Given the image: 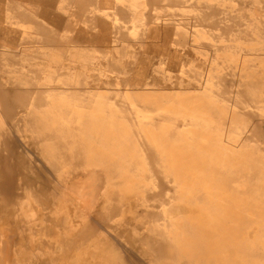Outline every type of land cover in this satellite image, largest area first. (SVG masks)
Masks as SVG:
<instances>
[{
    "label": "bare ground",
    "instance_id": "1",
    "mask_svg": "<svg viewBox=\"0 0 264 264\" xmlns=\"http://www.w3.org/2000/svg\"><path fill=\"white\" fill-rule=\"evenodd\" d=\"M9 1H12V0H9ZM158 1H165V0H158ZM172 1L177 2L179 0H172ZM194 1L192 0V3H194ZM196 1L200 4V6L202 5L201 11L203 10L202 11L203 13L201 12L199 15H197L198 10L194 6L195 9H193V10H197V11H195L196 13L195 12L194 13L198 16V19L196 20L198 23L197 22H195V23L205 24L206 27H204V29H206L211 24L212 27L218 28V30H219L218 35H220V37H224L226 35V32H228V33L231 32L232 26H228L227 24H224V27L215 26L217 21H218V19H216L215 17H217L219 14L220 17H229V19L232 18L233 20H235V22H236L235 23L236 24L235 25L236 26L235 31L237 30V33L238 32H248V34L251 33L252 27L254 25V21L252 23L253 19L250 20V22L253 25H251L249 23L250 24V25H248L249 30L246 29L245 24L243 22L244 16L238 15L236 13L239 10L234 12L235 17H233L232 14H229V12H227V11L225 12L224 9H219V8L215 7L214 4H212V3H214L213 0H196ZM248 1L250 2V0H248ZM217 2H219V3H217ZM254 2H256V0ZM7 3H8L7 0H0V16L3 12V10H2L3 5L7 4ZM61 3H59V4H61ZM216 3L221 4V3H224V1L223 0H219V1L216 0ZM237 3L240 6H242L244 4H248L247 0H237ZM257 3H258V1H257ZM74 4H75V2H74ZM85 5L87 6V4H85ZM149 5H151V4H149ZM187 5H185V6H187ZM255 5H254V7H255ZM263 5H264V3H263ZM155 6H156V4H155ZM150 7L151 6H149V8ZM95 8L96 7H94V9ZM191 8H193V7H191ZM191 8H188V9H191ZM197 8H200V7H197ZM237 8H238V6H237ZM62 9L63 8H61V13H63ZM81 9H84V6H82V8H80V10ZM85 9H87V7ZM119 9H120V7H119ZM208 9L210 10V12ZM59 11H57V12H59ZM114 11L117 12L116 10H113V12ZM123 11H124V9H123ZM123 11H120L119 13L121 14V12L123 13ZM127 11H129V10L127 9ZM149 11H150V9H149ZM182 11H184V10H182ZM10 12L12 14V10ZM189 12L191 13L190 10H189ZM31 13H33V12H31ZM127 13H125L123 15H126ZM184 13H182V14H184ZM244 13H245V11H244ZM62 15H64V14H62ZM185 15L188 16V13H185ZM190 15L192 16V14H190ZM129 16L131 17V15H129ZM109 17H111V18H109ZM109 17L108 18L112 20V16H109ZM179 17H180V15H179ZM182 17H184V16H182ZM193 17L195 18V16H193ZM119 18H121V16ZM157 18H158V16H157ZM234 18H236V19H234ZM33 19H35V18H33ZM249 19H251V18L249 17ZM171 20H173V19H171ZM185 20H184V22H185ZM187 21H189V19ZM123 22H125V21H123ZM123 22H121L122 25H123ZM190 22H191V20H190ZM210 22H212V23H210ZM112 23H113V21H112ZM114 23H116V22H114ZM116 24L118 25V22ZM126 24H127V22H126ZM181 24H184L183 21ZM188 24H190V23H188ZM8 25H9V23H8ZM29 25H31V24H29ZM131 25L134 26L133 24H131ZM192 26H193V24H192ZM259 26H260V24H259ZM141 27H144V26L142 25ZM186 27L188 28L187 24H186ZM260 27H264V26H260ZM11 28H13V27H11ZM23 28L24 27H22L21 29H23ZM140 28H137V29H140ZM197 29H199V28H197ZM35 31H38V30L35 29ZM128 32H130V30H128ZM135 32H138V31H135ZM209 32H211V31H209ZM45 33H46V31H45ZM138 33H140V32H138ZM191 33H190V35H191ZM127 34H126V36H127ZM135 34H137V33H135ZM199 34H197V36ZM204 34H205V30H204ZM0 35H1V32H0ZM123 35H125V34H123ZM117 36L119 37L118 34H117ZM141 36H143V35H141ZM195 36H196V33H195ZM241 36H244V35H241ZM191 37L194 38V35ZM119 38L121 39V37H119ZM188 38H189V36H188ZM138 39H139V37H138ZM138 39H136V40H138ZM123 40H125V39H123ZM126 40H127V38H126ZM11 41H13V40H11ZM11 41H10V44H11ZM42 41H43V39H42ZM61 41H63V40H61ZM123 42H125V41H123ZM138 42H140V41L138 40ZM38 43L39 42H37V44ZM199 44H201V43H199ZM143 45H144V43H143ZM42 46H43V44H42ZM48 46H49V44H48ZM117 46H119V44ZM1 47H5V46H1ZM238 48L239 49H255L252 47H242L240 45H238ZM83 50H85V49H83ZM97 50L100 53L99 49H97ZM2 51H4V50H2ZM102 51H104V50L102 49ZM122 51H124V53H123L124 55L128 54V51H126V50H122ZM108 53L109 52H107V54ZM102 54H103V52H102ZM15 55H16V53H15ZM73 55H75V54H73ZM87 55H89V54H87ZM100 56H102V55H100ZM43 57L45 59L47 58L45 54H43ZM11 58H12V60L15 59L13 57H11ZM56 58H58V57H56ZM137 60H138V58H137ZM186 60H185V63L188 64V62H186ZM192 61H190V63ZM15 63H16V61H15ZM201 63H203V62H201ZM105 64H106V62H105ZM196 64H197V62H196ZM11 65H13V64L11 63ZM4 66H6V65L4 64ZM56 67L57 66H51L50 65V67H48V68L43 67L40 70L39 69L35 70L34 67L30 68V71H29L30 73H35V74L42 73V76H41L42 80L40 82L38 81L39 83H37V85H36L37 87H34L36 89L33 88L34 90L30 89V91H25V92L20 91V90H13L11 93H9V92L0 93V113L2 114V116L4 118H6L7 121L10 122V125L12 124V121L13 122L16 121L17 127L23 126L22 123H24V127L26 129L30 130V131H26V132L24 131L25 133H23L22 129H21V131H19V132L23 133L22 137L25 140L28 139L27 133H30L29 141L27 143H25V145H27V146L24 147L21 145V143L18 142L19 140L18 141L16 140V138L11 133V131H8L7 129H5L4 127H2L0 125V264H4L5 261L9 258V256H12V261H14V262H23V263L28 262L29 264H138V258L136 257L135 253L132 251L129 252L128 250L121 248L117 244L115 236L112 237V235L111 236L107 235V232L109 230H114V231H116L118 236L126 238V241L130 245L139 246L140 247L139 252H140L141 256H143L146 259L148 258L147 260H150L151 264H195L197 261H201L202 257H204V258L207 257L209 259L214 254H216V252L213 249H212L213 251L210 250V248L212 246L210 248L208 247V243L210 241H212V243H213L214 242L213 240L218 239L217 235H215V232L208 230L207 227L203 228L204 227L203 223H198L199 226L201 224L203 227H199L197 225H194L186 217L183 218V216L181 217V220L179 219L180 226H181V228L183 226V228L185 229L184 231L186 233V236L193 239L194 244H192V245L191 244L189 245L188 243H184V244H186V245H184L182 242L175 241L174 237H168L167 236L168 234L166 235V233H165L166 231L163 230L165 227L162 229L163 225L161 226L160 229H155L156 227L154 228V226L152 228L150 226H149L150 228L146 227L147 231L143 234L139 232V229H141L143 224H147L146 223L148 221L147 219H150L153 223H160L161 221H163L162 220L163 219L162 214H160V206L164 205L167 208H170V207L172 208L173 202L171 203V197H173V199L175 200V198L180 199L178 197L191 196V197H193V201L190 202L191 203L190 205H193L194 201L202 204V206L204 208V209L200 210L202 215L204 213V215L207 214L211 218L212 217L216 218L215 216H217V214H219L218 210H217V202L212 201V199L208 200L205 197V194L201 195V192H199L198 190H194V192L198 191V192H195V194L194 193L192 194V192L186 193L184 191H180V192H182V194L181 193L178 194L177 192L179 191V188H178V191L175 188L174 189L176 191L173 189V186H177V185H174V183H175L174 176L178 172L175 171L174 168H171V165H170L171 164V160H170L171 156L174 154H172V155L170 154L171 156H169V153H167V152H169L172 149L171 145H170V144H172L171 140H174L176 136L174 134H171L170 131L168 130V127H167V129L164 128L165 130H167L164 134H161L158 136L157 135L152 136V139L149 138L148 136H147L148 137L147 138L146 134H144V133L146 132L145 127L148 125H146V124H138L137 125L136 123H138V122H135L136 125L132 124V123H128L126 125H124V124L118 125L117 124L118 126H120V128L121 127L122 128L127 127V128H131V129L134 128V131H133V129H132V131H130V130L123 131L122 129L119 131H110L109 129L106 130L107 127H111L112 125H108L109 124V123H107L108 121L106 122L107 115H106V117H104L101 115V113L104 109H107L108 107L106 105V107L104 108L105 103H103L102 101L95 106L94 101H97V99H93L91 91H93L94 89H95V91L98 90L99 92L100 91L102 92L104 90L109 91V90L113 89V88H111V87H113V85H109L110 88L109 87H107V88L101 87L100 84H98L96 77L94 76L95 74H93V73H91V74L85 73L79 77H78V75L70 77L68 74V71L66 70L65 72H60V74H58L56 72ZM97 67H98V65H97ZM200 67H202V65H200ZM12 68H10V69L12 70ZM103 68H105V67H103ZM151 68H152V66H151ZM187 68L189 69V67H187ZM202 68H206V67L204 66ZM61 69H62V67H61ZM181 69L182 68H180V70ZM198 69H197V71H198ZM110 70L111 71L113 70L114 72H118V73L121 72V71H119L120 69L116 68V65L115 66L111 65ZM200 70H201V68L199 69V71ZM251 70H253V69L251 68ZM130 72H132V70ZM203 72H201V73L203 74ZM121 73H123V72H121ZM121 73H119V74H121ZM132 73H130L131 77H132ZM165 73L168 74L167 71ZM184 73L185 72H183L182 74L185 76ZM215 73H214V75H216ZM232 73H234V72H232ZM218 74H220V73H218ZM176 75H178V74H176ZM222 75H223V73H222ZM149 76H151V75H149ZM164 77H165V75H164ZM120 78H122V77H120ZM106 79H108V78H106ZM205 79H207V78H205ZM174 80H173V82H174ZM112 81H114V80H111V82ZM185 81H186V78H185ZM193 81H195V80H192V83H194ZM200 81H201V78H200ZM33 82H36V81H31V83L28 87H30L31 85L33 86L34 85ZM167 82H169V81H167ZM175 82H174V84H175ZM181 82H182V79H181ZM183 83H184V80H183ZM200 83H199V86H201ZM18 84L21 85V82ZM130 84H131V82H130ZM131 85L138 86L136 83H133ZM152 85H155V84H152ZM152 85L150 83L149 87ZM16 86L17 87H15V88H13L12 86L11 87L13 89H16V88L21 89L20 86H18V85H16ZM164 86L162 85V87H164ZM171 86H173V85H171ZM180 86H179V88L183 87V86L182 87H180ZM146 87H147V85H146ZM154 87H156V86H154ZM157 87H158V84H157ZM159 87L162 88L161 86H159ZM27 89H29V88H27ZM129 89H131V88L129 87ZM115 90H117V89H115ZM182 91H183V89L181 90V92ZM184 91H185V89H184ZM138 92H139V90H138ZM186 92H187V90H186ZM188 92H190V91L188 90ZM134 93H135V91H134ZM207 93H209V92H207ZM134 95H136V94H134ZM143 95H145V94H143ZM147 95H149V93ZM246 95H248V94H246ZM192 96H193V94H192ZM200 96H202V95H200ZM95 97H96V95H95ZM101 97H102V99L105 98V96L104 97L101 96ZM141 97H143V96H141ZM128 98H129V95H128ZM146 98L148 99V96ZM190 98H192V97H190ZM193 98H194V96H193ZM117 99L118 98H116V100ZM133 99H134V97H133ZM161 99H163V98H161ZM204 99L205 98H203L202 99L203 101H200V103L207 101V100L204 101ZM104 100L105 99H103V101ZM198 100H199V98L196 99V101H198ZM181 101L182 100H180V102ZM148 102H150V101H148ZM152 102L153 101H151V104H152ZM155 102H157V101H155ZM166 102L167 101L165 100V102H163V104ZM184 102H181V103L184 104ZM188 102L191 103L190 99ZM188 102H186L187 105H188ZM192 102H193V100H192ZM109 103H110V101H109ZM206 103L208 104V101ZM216 103H218V102H216ZM107 104H108V102H107ZM183 104H181V105H183ZM193 104H194V108H195V105H196L195 102ZM193 104H191V105H193ZM218 104H221V103H218ZM123 105H125V104H123ZM144 105L145 104H143V107H144ZM147 105H148V103H147ZM152 105L154 106V105H156V103L155 104L153 103ZM152 105H150V106H152ZM74 106H76L78 108H83V111L80 110V112L77 111L78 113H75L74 112ZM109 106H112V105L110 104ZM113 106H115V105H113ZM117 106L119 107V105H117ZM150 106L148 108L149 110L151 108ZM168 106H169V104H168ZM175 106L176 105H174L173 107H175ZM141 107H142V105H141ZM176 107H178V105ZM181 107H183V106H181ZM131 108L134 109L135 107H131ZM144 108H146V107H144ZM213 108H214V106H213ZM221 108H223V107H221ZM89 109H91V112H89ZM120 109L118 111H120ZM127 109H128V107H127ZM127 109H126V111H127ZM133 109H131L130 111H132ZM178 109H180V108L178 107ZM193 109L191 111V114L193 112ZM134 110H136V109H134ZM169 110H170V108H169ZM174 110H175V108H174ZM181 110H178V111H181ZM18 111L21 112V115L23 114V116H20V115H19V117L16 116L15 113ZM97 111H99L100 114ZM121 111H123V110L121 109ZM218 111L220 112L221 109H219ZM111 112L112 111H110V113ZM110 113H108V114H110ZM138 113L139 112H137V114ZM118 114H119V112H118ZM177 115H179V114L177 113ZM168 116H170V115H168ZM199 116L200 115H197V118L199 120H193V121H196L195 122V129L197 127L196 126L197 121L199 122L201 120L199 118ZM217 116L214 115V118H216ZM240 116H242V115L240 114ZM116 117H118V115H116ZM162 117H164V116H162ZM185 117H188V116L186 115ZM112 118L109 119V120H111V122H112ZM142 118H149V122H150V117H142ZM142 118H140V119L142 120ZM167 118H170V117H167ZM179 118H181V117H179ZM217 118L219 119V117H217ZM217 118H216V120H217ZM119 119H122V118H119ZM119 119H117V120H119ZM127 119H131V118L128 117ZM155 119H158V118L155 117ZM132 120H133V118H132ZM143 120H142V122H143ZM152 120H154V119H152ZM165 120H166V118H165ZM181 120L184 121L186 119L181 118ZM221 120H220V122H221ZM183 121H182V123H183ZM209 121H211V120H209ZM209 121H208V124H209ZM129 122H130V120H129ZM157 122L158 121H156V123ZM190 122H188V123H190ZM203 122L206 123L205 120ZM169 123H172V122L170 121ZM186 123H183V124L186 125ZM199 123L201 124V122H199ZM199 123L197 125H200ZM222 123L223 122H221L220 124H222ZM150 124H151V122H150ZM154 124H152V127L155 126ZM169 125H171V124H169ZM169 125L165 124V126H169ZM216 125H217V123H216ZM141 126L142 127L145 126V127L142 128ZM192 126H194V125H192ZM209 126H211V124ZM136 127H138V128L140 127L139 130L141 128L144 129L145 132H143V133L141 132V134L140 133L137 134V132L135 131ZM203 127H205V126H203ZM220 127H221V125H220ZM97 128H98V130H97ZM197 128L200 129L201 127L198 126ZM206 128H207V126H206ZM215 128H216V126H215ZM111 129H112V127H111ZM114 129H115V127H114ZM164 129H162V130H164ZM199 129H197V130H199ZM212 129H214V127H212ZM218 129H220V128H218ZM221 129H222V127H221ZM100 130H102V131H100ZM136 130H138V129L136 128ZM187 130L191 131L189 129H187ZM202 130H203V128H202ZM223 130H225V129H223ZM153 131L151 132V134L152 133L154 134ZM159 131H160V129H159ZM185 131L186 130H181L180 132H182V133L184 132L185 133L184 135H187L186 132H188V131H186V132ZM206 131H208V130H206ZM206 131H204V132H206ZM220 131H217V132L219 133ZM229 131H231V128ZM208 132H206V133H208ZM195 133H197V132L195 131ZM195 133L194 132L191 133L193 135V136H191V137H193V139L198 138V135L196 137H194ZM199 133L200 132L198 131V134ZM176 134H178V132ZM220 134H223V133L221 132ZM171 135H173L172 136L173 139H171ZM209 135H210V133H209ZM211 135H212V133H211ZM211 135H210V138L208 137L209 139H211ZM206 136H208V135H206ZM187 137H189V135H187ZM191 137H190V139H187V140H190V143H191V139H192ZM177 139H179V138H177ZM183 140H184L183 143H185L187 141L185 139H182V141ZM192 141H194V140H192ZM197 141H200V140H197ZM197 141L195 140L194 142H197ZM194 142H192L193 145L196 144V143L194 144ZM188 143H189V141H188ZM208 145H210V144H208ZM183 146H184V144H183ZM177 147H179V146H177ZM190 147H188L190 150L193 149L192 148L193 146L191 148ZM201 148H202V146H201ZM201 148L199 147L198 150L201 151ZM205 148H206V146H205ZM227 148H228V146H227ZM175 149H176V146H175ZM216 149H218V148H216ZM198 150L196 147L197 152H198ZM171 151H170V153H173ZM190 152H192V150ZM190 152L188 153V155L190 154ZM210 152H212V151L210 150L209 153ZM221 152H222V150H221ZM207 153H205V154H207ZM209 153H208V155H209ZM176 156L180 157V155H178V154ZM176 156H172V158H174V160H175L177 158ZM195 156H197V154ZM195 156L194 155L192 156L193 160H194ZM201 156H199V158ZM192 157L190 160H192ZM185 159H186V157H185ZM226 159H225V161H226ZM201 160L199 159V161H201ZM179 161L180 160H178V162ZM183 161L184 160H182L181 163ZM185 161H187V160H185ZM185 161H184V165L186 164ZM178 162H177V165H179ZM90 163L95 164L98 167V169L99 168H101V169H99V170L98 169H90V168L86 167ZM192 163L197 164L194 161L191 162V164ZM206 163H207V161H206ZM195 164H193L192 167ZM65 165L66 166L67 165L72 166V169H69L70 171L65 170V171H69L66 174L62 171V168ZM172 165L175 166V164H172ZM208 165H211V160H210V164H208ZM189 166H190V164H189ZM195 166H197V165H195ZM215 166H217V165H215ZM178 167H179L178 171H181L180 169H183V168L185 169L186 165L182 168H180L181 167L180 165ZM192 167H190V168H192ZM195 168L198 169V167H195ZM206 168L208 169V167H206ZM221 168H223V167H220V170H221ZM187 169H185V170L187 171ZM215 170H216V174L214 175V177L212 179H213V181H215L216 184L214 183L213 185L223 186L224 183H222L223 181H221V180L222 179L224 180V178H223V174L221 172H220V174H218L219 169H217V168L215 169V167L212 166L211 168L208 169L209 174L214 172ZM223 170H221V171H223ZM200 171H203V170H200ZM185 172H183V174L187 175ZM188 172H189V170H188ZM196 172H198V171H196ZM189 173H188V175H189ZM200 174L201 173H199V175ZM206 174H208V173H206ZM205 175H204V177L207 176V175L206 176ZM230 175H231V173H230ZM182 177L177 179V180H179L180 183L182 182V180H187V181L189 180L190 181V179H192V177H190V179L189 178L184 179V177L183 178ZM228 177H229V174H228ZM228 177H227V179H228ZM234 177H233V179H234ZM176 178H178V177H176ZM195 179H196V177H195ZM205 179H207V178H205ZM235 179H236V177H235ZM136 181H139V183H135ZM198 181L200 182V184H201V182H203L202 179H200ZM198 181L195 180V183L197 185H199ZM131 182L132 183L134 182V183L132 184ZM204 182H206V180ZM227 182H229V180ZM148 183H152V184L156 185L157 191H151L150 190L151 188H149ZM190 183H192V182L190 181ZM206 183H208V182H206ZM144 184H147V185H144ZM187 184L189 185L188 182H187ZM181 185H184V184H181ZM188 185H185V187H182V188L187 189ZM193 185L194 184H192V186ZM205 185H204V187H205ZM189 186H191V185H189ZM195 186L196 185H194L193 188H195ZM201 187H202V185H201ZM201 187L199 188L200 190H201ZM204 187L202 188V191H203V189L207 190V188H204ZM169 188L173 189L176 192L174 194L173 193L174 191H173L171 194V197H170V193L166 192L167 191L166 189H169ZM187 190H189V189H187ZM208 190H209V188H208ZM121 191H123L125 193V194L123 193L121 196L126 198V203L128 204L127 206H125V208H126L125 213H121L120 209H119L120 207L117 206V205H119L118 202L120 201V199L118 197L120 196ZM212 194H214V193H212ZM203 196L205 197V199ZM213 196H212V198H213ZM125 198H123V199H125ZM104 199H106V200H104ZM118 199H119V201H118ZM214 199H215V197H214ZM217 199L218 198H216V200ZM108 200L115 201V202L117 200L118 202L116 204H112V203L110 204L111 201L108 202ZM121 200H122V198H121ZM141 200L144 201V204H147V203L149 204V206L147 204L148 209H146V208L142 209V213L134 215L133 210H134L135 206L137 205V203L141 202ZM123 203H125V201H123ZM219 203H221V202H219ZM144 204L141 203L142 206H144ZM186 205L187 206H185V207H179L178 206L179 207L178 211H181V212L189 211L190 205L189 206H188V204H186ZM182 206H184V205H182ZM150 207L155 209V212ZM60 208L61 209L64 208V211L68 214L67 220L64 218V216H62V213H60ZM158 208H159V210H158ZM122 210H123V208H122ZM224 210L225 209H223V211ZM242 211H244V210H242ZM174 212H177V211H174ZM174 212H172V213H174ZM234 212H235V210H234ZM234 214H236V213H234ZM240 214H241V212H240ZM117 215H121V220L120 221L118 220L117 222H115L117 224V225H115V223L113 221ZM195 215H197V214H195ZM195 215H193L192 217H194ZM173 217H171V218H173ZM188 217L190 218V216H188ZM224 217L225 216H223V218ZM168 218L166 220H164L165 221L164 224L169 228L172 227V230H174L175 229L174 225L176 224V222L173 219L170 221V220H168ZM214 218H212L213 219L212 223H214ZM198 220L199 219H196V221H193V222L197 223ZM216 220H218V219H216ZM191 221H192V219H191ZM218 222H220V221H218ZM185 223H188V224H185ZM210 223H208V224H210ZM126 225L132 227V230L131 231H129L127 229L124 230L123 227H121V226H126ZM205 225L207 226V223H205ZM210 225L213 226V224H210ZM214 225H216V223H214ZM156 226L159 228L160 225H156ZM144 227H145V225H144ZM216 228L215 229L213 228L214 231H216ZM224 228H225V224H224ZM142 229H144V228H142ZM172 230H170V231L173 232ZM229 230H231V229H229ZM170 231L169 232L167 231V232L169 234H172V233H170ZM236 232H238V230ZM179 234H181V233H179ZM240 234H239V237H240L239 239H241ZM172 235L176 236V233L175 234L173 233ZM184 235L185 234H183V236ZM230 235H229V231L224 229V230L220 231V235H218V237H220L222 242H223V240ZM179 236L181 237V235H179ZM206 240L209 242H207ZM180 241H181V239H180ZM218 241H219V239H218ZM241 241H243V240H241ZM216 242H217V240L215 241V244H216L215 246L219 247V244H221L220 241H219V244H217ZM177 243H179V244H177ZM212 243H210L209 246L214 244V243L213 244ZM236 243H238V242L236 241ZM242 243H244V242H242ZM242 246H245V245H242ZM253 246H255V244ZM221 247H219L218 252L220 250L222 251ZM223 247L224 248L227 247L225 249H229L230 245L225 246V244L223 242ZM235 247H237V246L234 245V248ZM246 247H248V246L246 245ZM234 248L232 246V249L230 248L229 250H231L233 252ZM252 248L254 249V247H252ZM138 249L136 251H138ZM241 249H240L239 243H238V250L235 248V251L237 252V251H240ZM224 250L222 252H224ZM229 250H227V251L230 252ZM2 251L5 252L4 259L2 256V254H3ZM10 252H12L11 255H10ZM234 253H230V254H232V256H233ZM230 254H228V255H230ZM222 255H220V256L222 257ZM234 255H236V253ZM146 259H144V260L146 261ZM224 260H225V258H224ZM229 260H228V262H229ZM219 261H220V259H219ZM219 261L217 263H219ZM221 261H220V264L223 262V261L222 262ZM225 263L226 262H224V264ZM231 263L234 264V262H231ZM141 264H143V263H141ZM226 264H228V263H226ZM229 264H230V262H229Z\"/></svg>",
    "mask_w": 264,
    "mask_h": 264
},
{
    "label": "rangeland",
    "instance_id": "2",
    "mask_svg": "<svg viewBox=\"0 0 264 264\" xmlns=\"http://www.w3.org/2000/svg\"><path fill=\"white\" fill-rule=\"evenodd\" d=\"M223 1H224V3L217 4L219 2L216 3V0H213L214 3H212V4H214V6L219 8V9H224L225 12L226 11L229 12V14H232L233 17H235L234 12L239 10L236 13L238 15L244 16L243 22L245 24L246 29H248V25H250V24L253 25L252 23L254 21V25L252 27L251 33H249V34H248V32H238L237 33V30L235 31V28H236L235 20H233L232 18L229 19V17H220L219 14L217 17H215L216 19H218L215 26L224 27V24H227L228 26H232V31L229 33L226 32V35L224 37H220V35H218L219 34L218 28L212 27L211 24L206 29H204V27H206V25L200 24V23H199L200 24L199 25V24H197L198 22L196 21L198 19L197 15H199L203 11V10L201 11L202 5L200 6V4L196 0L192 4L187 3L189 6L187 4H185L184 2L179 4L180 6L179 5H175V6H173V5H170V6L156 5L157 6L156 7L154 5H149V6H151L150 8H149V6H145L146 19H147V15L153 12L152 17H155L154 19H156L157 25L164 26V27H167V26H172L174 28L176 27V29H177L176 31L170 30V33H169V35L171 34L170 44L172 43L171 45L176 46L175 41H178L179 35L182 34V36H181L182 38H184L183 35H185L187 37L186 44H188V48L191 45L192 49L176 48L177 54L174 53L175 49H144V50L143 49H137V51H136L137 53L133 52V51L130 52L129 58H128V54L124 55L123 53H121L120 55H117V57L120 60L117 62V65L120 63L121 66H125L126 69H120V70H121V72H123L122 74L128 73L127 75H121V74H119L120 72L119 73L113 72L110 70V68L109 69L106 68L107 67L105 64L106 56L103 55L102 53H96V55H93L94 60H91L89 62H91L90 67L94 70L93 71L91 70L89 72L88 70H90V69H87L86 67L89 65L87 62V57H90V56L87 54L84 55L83 53H80V54H76L77 56L75 55V58L78 60V63H75V65H78L77 68H72L73 64L70 63L69 61H66V59H65V61L63 62V63H65L64 72L67 70L70 77H73L76 75H78V77H79L85 73H89V74L93 73V74H95L94 76L96 77V80H97L98 84H100L101 87L107 88L109 86V84L112 83V85H114L113 87H115V89H117V90L112 89V91L111 90H109V91L104 90L102 92L101 91L99 92L98 90L95 91V89L93 91H91L93 99H97V101H94L95 106L102 101L103 103H105L104 108L106 107V105L108 107L107 109L103 108L104 110L101 113V115L104 117H106V115H107L106 122L108 121L107 122V123H109L108 125H112L111 126L112 129H111V127H107L106 130L109 129L110 131H119L122 129L123 131H128V130L132 131V129H133V131H134V128H132V129L127 128V127H124V128L121 127L120 128V126H118V125H120V124L126 125L128 123L135 124V122H138V123H136L137 125L138 124H146L148 126H146V125H145L146 127L141 126L142 128L145 127L146 132L144 131V129L141 128L139 130L140 127L139 128L136 127L138 129V130H136V128H135V131L137 132V134H139V133L141 134V132L142 133L145 132L144 134H146V137L148 136L149 138L152 139V136H155V135L158 136V135L164 134L167 131L165 129H167V127H168V130L170 131V133L174 134L176 137L178 136L177 138H179V139H177L175 137V139H174L175 141L171 140L173 145L170 144L171 148H172L171 149L172 151L171 150L170 151L173 153H170V151L167 152V153H169V156H171L172 154H174L172 156H176L177 154L180 155V157L176 156L178 159L175 157L176 159L174 160V158H172V156L170 159L171 160V164H170L171 168H174V170L178 172L174 176V180H175L174 185H177V186H173V189L175 188L178 191V188H179V191L177 192L178 194H180V193L182 194V192H180V191H184L186 193L192 192V194L193 193L195 194V192L199 191V192H201V195L205 194V197L208 200L212 199V201L217 202V210H218L219 214H217V216H215L216 218L212 217V218H214V223H216V225H214V223H212L213 219L211 217H209V215L206 214L207 215L206 216V215H204L203 212H202L203 215L201 214L200 210L204 209L201 203L194 201L193 205H190L191 204L190 202L193 201V197H191V196L178 197L180 199L175 198V200H176L175 201L173 199V197H171V194L175 189L174 190L171 188L166 189L167 190L166 192L170 193L171 203L173 202L172 208L171 207L167 208L164 205L163 206L161 205L160 206V214H162V217H163V219H162L163 221L160 222L161 224L160 223H153L150 219H147L148 220L146 222L147 224H143V226L141 227V229L142 228H144V229H142V230L139 229L140 233H142V234L145 233L147 231L146 227L150 226L152 228L154 226V228L156 227L155 229H160L161 226L163 225L162 229L164 227L166 228V229L164 228L163 230L166 231V232L165 231L164 232L166 233V235L168 234L167 235L168 237H174V240L177 242L179 241V242H182L183 244L188 243L189 245L190 244L192 245V244H194L193 239L187 237L186 233L184 231L185 229L183 228V226H182V228L180 226L179 219L181 220V217L183 216V218L186 217L194 225L199 226L198 223H203L204 227L201 224L199 227H203V228L207 227L208 230L215 232V235H217V238L219 239V241L221 243V244H219L218 239L213 240L214 244L212 243V241L209 242L206 240L207 242H209L208 247L210 248L212 246L210 248V250L213 249L216 252V254H214L211 258H209L210 260L207 257H205V258L202 257L201 259L203 261L202 260L197 261L195 264H207V263L208 264H220L221 260L223 261V262L221 261L222 262L221 264H224V262H226L228 264H229V262H230V264H233L231 262H234V264H264V252H263L264 251V86H263L264 85V27H260V26H264V5H263L264 0L263 1L262 0H256V2H254L255 0H253V1L250 0V2L247 0L248 4H244L242 6H240L237 3V0H223ZM257 1H258V3H257ZM7 4H6V6H7ZM9 4L12 5V1H9ZM253 4L254 5L256 4L255 7ZM183 5L184 6L187 5L188 7L187 6L184 7ZM236 5L238 6V8ZM6 6L2 7V10H3L2 13H4V14L6 13V15L3 17L4 19H6V17H7V11L5 9ZM190 6L193 8H191ZM194 6L196 7V9L198 11L193 10V9H195ZM197 7H200V8H197ZM188 8H191V9H188ZM149 9H150V11H149ZM182 10H184V11H182ZM189 10L191 11V13L189 12ZM195 11H197V15L195 14L196 13ZM244 11H245V13H244ZM184 12L188 13V16H186ZM209 12H210V10H209ZM182 13H184V14H182ZM189 13L192 14V16ZM179 15H180V17H179ZM181 15L184 16L185 18L182 17ZM157 16H158V18H157ZM175 16H176V18H175ZM193 16H195V18ZM10 17H12V16H10ZM249 17L251 19H249ZM171 19H173V20H171ZM188 19H189V21H187ZM234 19H236V18H234ZM184 20H185V22H184ZM190 20H191V22H190ZM250 20H252V23L250 22ZM182 21L184 24H181ZM195 22H197V23H195ZM8 23H9V25H8ZM185 23L188 25V28L185 27V25H186ZM188 23H190V24H188ZM210 23H212V22H210ZM192 24H193V26H192ZM259 24H260V26H259ZM11 27H12V20L11 19L10 20L6 19L4 21L3 20L0 21V32H1V35H0V48H1L0 49V93H5V92L11 93L13 90H20V91H24V92L30 91V89L34 90V89H36L34 87H37L36 86L37 83H39L42 80V77H41L42 73H39V74L30 73L29 72L30 68L34 67L35 70L36 69L40 70L43 67L48 68V67H50V65L51 66H57V65L59 66L62 63L57 62L56 57H58V58H62V57L59 54H57L55 51H52L50 49H39V50L38 49H28V50L27 49H12V46H11L12 45V41H11L12 40V28ZM196 27L199 29H197ZM204 30H205V34H204ZM209 31H211V32H209ZM190 33H191V35H190ZM195 33H196V36H195ZM192 34L194 35V38L191 37V36H193ZM197 34H199V35L197 36ZM241 35H244V36H241ZM188 36H189V38H188ZM9 40L11 41V44H10ZM199 43H201V44H199ZM238 45H240L242 47H252L255 49H239ZM1 46H5V47H1ZM2 50H4V51H2ZM144 52H146V53H144ZM15 53H16V55H15ZM43 54L46 55V57H47L46 59L43 57ZM100 55H102V56H100ZM107 55H108V57H110V54H107ZM133 55L138 56V58L140 57L139 60L137 61V58L133 57ZM114 56H115V54H114ZM11 57H13L15 59L17 58V59L12 60ZM185 60H186V62H188V64L185 63ZM15 61H16V63H15ZM190 61H192L191 62L192 64L190 63ZM10 62L13 65H11ZM196 62H197V64H196ZM201 62H203V63H201ZM108 63L111 64V62H108ZM4 64L6 66H4ZM97 65H98V67H97ZM200 65H202V67L205 66L206 68H202V67H200ZM151 66H152V68H151ZM103 67H105V68H103ZM187 67H189V69ZM248 67L249 68L251 67L253 70H251V68L249 69ZM10 68H12V70ZM180 68H182V69L180 70ZM198 68L199 69L201 68V70L199 71ZM197 69L199 72L197 71ZM131 70L133 73L130 72ZM166 71L168 74L165 73ZM56 72H57V69H56ZM129 72L132 73V77H131V74ZM183 72H185L184 73L185 76L182 74ZM201 72H203V74ZM213 72L214 73L216 72L215 73L216 75H214ZM232 72H234V73H232ZM218 73H220V74H218ZM222 73H223V75H222ZM176 74H178V75H176ZM149 75H151V76H149ZM164 75H165V77H164ZM172 76L173 77L175 76V77L173 78ZM120 77H122V78H120ZM32 78L33 79L35 78V79L33 80ZM106 78H108V79H106ZM180 78L182 79V82H181ZM185 78H186V81H185ZM200 78H201V81H200ZM205 78H207V79H205ZM111 80H114V81L111 82ZM166 80L169 82H167ZM173 80H174V82L176 81L177 83L175 82V84H174ZM183 80H184V83H183ZM192 80H195V81H193L194 83H192ZM31 81H36V82H33L34 83L33 86L31 85L30 87H28L30 85ZM20 82H21V85L18 84ZM123 82H127L129 84V86L128 85L127 86L122 85ZM130 82H131V84L139 82V85L133 86L130 84ZM150 83H151V85L152 84H155V85H152L149 87ZM199 83L201 86H199ZM157 84H158V87H157ZM161 84L163 86L165 85L164 86L165 88L162 87ZM16 85L20 86L21 89H17V88L13 89V88L17 87ZM146 85H147V87H146ZM171 85H173L174 87ZM154 86H156L157 88ZM159 86H161L162 88H160ZM179 86L180 87L183 86V87L179 88ZM129 87L131 89H129ZM27 88H29V89H27ZM182 89H183V91L185 89V91L181 92ZM138 90H139V92H138ZM186 90H187V92H186ZM188 90L190 92H188ZM122 91L123 92L125 91V92L123 93ZM134 91H135V93H134ZM207 92H209L211 95ZM148 93L150 96L147 95ZM134 94H136V95H134ZM143 94H145V95H143ZM192 94H193L194 98H193ZM246 94H248V95H246ZM95 95H96V97H95ZM128 95H129V98H128ZM200 95H202V96H200ZM101 96H103V97L105 96V98H103V99H105L106 101L105 100L103 101ZM141 96H143V97H141ZM147 96H148V99L146 98ZM133 97H134V99H133ZM190 97H192V98H190ZM202 97L205 98L204 101L205 100L208 101V104L206 103L207 101L203 102V103L201 102L202 104L200 103V101H203ZM116 98H118V99L116 100ZM161 98H163V99H161ZM195 98L196 99L199 98V100L196 101ZM164 99L167 102L163 104V102H165ZM189 99H190L191 103L188 102ZM147 100L150 102H148ZM180 100H182L181 102L185 101L184 104L181 103ZM192 100H193V102H192ZM109 101H110V103H109ZM151 101H153L152 104L156 103V105L153 106L151 104ZM155 101H157V102H155ZM107 102H108V104H107ZM186 102H188V105ZM194 102L197 105V106L195 105L196 109L194 108V104H193ZM216 102L221 103V104H218ZM147 103L149 106L152 105V106H150L151 107L150 110L148 109L149 106L147 105ZM110 104L112 106H109ZM123 104H125L126 106ZM143 104H145L144 107H146V108L143 107ZM168 104L170 107L168 106ZM181 104H183V105H181ZM191 104H193V105H191ZM113 105H115L116 107ZM117 105H119V107L123 111L124 110L125 111L124 112L121 111V109ZM141 105H142V107H141ZM174 105H176V106L178 105V107L180 109H178V107H176V106L173 107ZM181 106H183V107H181ZM213 106L215 109L213 108ZM117 107L120 109V111H118L119 109ZM127 107H128V109H127ZM131 107H135L134 109H136L137 111ZM221 107H223V108H221ZM169 108H170V110H169ZM174 108H175V110H174ZM126 109H127V111H126ZM131 109H133V110L130 111ZM192 109H193V112L191 114ZM219 109H221L220 112L218 111ZM80 110L83 111V108H78V107L74 106V112L75 113L80 112ZM178 110H181V111H178ZM110 111H112V112L110 113ZM89 112H91V109H89ZM97 112L100 114L99 111H97ZM118 112H119V114H118ZM137 112H139L140 114L139 113L137 114ZM176 112L180 116L177 115ZM108 113H110V114H108ZM15 114L18 117H19V115L23 116V114L21 115V112H19V111L16 112ZM167 114L170 116H168ZM240 114L243 117L240 116ZM112 115L113 116L115 115V116L113 117ZM116 115H118V117H116ZM186 115L188 117H185ZM197 115H200L199 118L201 120L199 122H201V124L197 121V124L199 123L200 125L196 124V126L197 127L200 126L201 130L197 127L195 129V122L196 121H193V120H199L197 118ZM214 115L215 116L218 115L217 117H219V119L216 117L218 121L216 120V118H214ZM162 116H164V117H162ZM128 117L131 119H127ZM142 117H150L151 124L149 122V118H142ZM155 117L158 119H155ZM167 117H170V118H167ZM179 117H181L182 119H186V120L183 121ZM111 118H112V122H111V120H109ZM119 118H122V119H119ZM132 118H133V120H132ZM140 118H142V120L144 119L145 121L143 120V122H142V120ZM165 118H166V120H165ZM117 119H119V120H117ZM152 119H154L155 121ZM208 119L211 121H209ZM129 120H130V122H129ZM204 120L206 121V123L203 122ZM220 120H221V122H223L222 124L224 126L222 124H220L221 123ZM156 121H158L159 123L158 122L156 123ZM170 121L172 123H169ZM182 121H183V123L187 122L186 125L183 124ZM208 121H209V124H208ZM188 122H190L194 126H192ZM216 123H217V125H216ZM22 124H23V126L17 127L16 121H14V122L12 121V124L10 125V122L7 121L6 118H4L2 116V114L0 113V125L2 127H4L5 129H7L8 131H11V133L14 135L16 140L17 141L19 140L18 142L21 143L22 146L26 147L27 145H25V143H27L29 141L30 133H27L28 134L27 140H25L22 136H23V133H25L26 131H30V130H28L24 127V123H22ZM152 124H154L155 126L152 127ZM165 124L166 125L171 124V125L165 126ZM210 124H211V126H209ZM202 125L205 127H203ZM220 125H221L222 129H221ZM206 126H207V128H206ZM215 126H216V128H215ZM114 127H115V129H114ZM212 127H214V129H212ZM158 128L160 129V131ZM161 128L162 129L165 128V129L162 130ZM202 128H203V130H202ZM218 128H220V129H218ZM230 128H231V131H229ZM21 129H22L23 133L19 132V131H21ZM187 129H189L191 131H188ZM197 129H199V130H197ZM223 129H225V130H223ZM97 130H98V128H97ZM181 130L188 131V132H186V131L185 132L187 135H189V137H187V135H184L185 134L184 132L183 133L180 132ZM206 130H208L209 132ZM100 131H102V130H100ZM152 131L154 132V134L153 133L151 134ZM192 131L194 133H195V131L197 132L194 134V137H196L198 135V138L193 139V137H191V136H193L191 134V133H193ZM198 131L200 132L199 134H198ZM204 131H206L208 133H206ZM217 131H220V132L218 133ZM177 132H178V134H176ZM221 132L223 134H220ZM209 133H210V135L212 133L211 139H209L210 138ZM206 135H208V136H206ZM172 136L173 135H171V139H173ZM190 137L192 138L191 143H190V140H187V139H190ZM182 139H185L187 141L185 143H183L184 140L182 141ZM192 140H194V141L200 140V141L194 142ZM188 141L190 144L188 143ZM192 142H194V144L196 143L195 144L196 146L193 145ZM183 144H184V146H183ZM208 144H210V145H208ZM226 145L228 146V148ZM175 146H176V149H175ZM177 146H179V147H177ZM190 146L193 148V149H191L192 152H190L191 150L188 148ZM201 146L203 149L201 148ZM205 146H206V148H205ZM196 147H197V150L199 149V147L201 148V151L198 150L199 153L196 151ZM208 148L212 152L209 153L210 150ZM216 148H218V149H216ZM221 150H222V152H221ZM206 151L209 153V155ZM189 152H190V154L188 155ZM205 153H207V154H205ZM196 154H197V156H195ZM193 155L196 157V158L194 157V160L192 157ZM199 156H201V157L199 158ZM185 157H186V159H185ZM191 157H192V160H190ZM181 159L184 161L187 160V161H185V163H186L185 169L188 168L187 171L184 168L180 169L181 171H178L179 165L181 166L180 168L185 166L184 161L181 163V161H182ZM199 159L200 160L202 159L201 161L204 164L201 161H199ZM225 159H226V161H225ZM178 160H180V161L178 162ZM210 160H211V165L213 167H215V169L216 168L219 169L218 174H220V172L223 174L224 180L223 179L221 180V181H223L222 183H224L223 186L213 185L215 183V181H213L212 178L216 174V170L209 174L208 169L212 167L211 165H208V164H210ZM193 161L196 163L198 161L199 162L197 164H195V163L191 164V162H193ZM206 161H207V163H206ZM177 162L179 163V165H177ZM172 164H175V166ZM189 164H190V166H189ZM193 164H195L197 166L194 165L192 167ZM204 165L206 167H208V169ZM215 165H217V166H215ZM65 166H63L62 171L66 174L70 171L69 169H72V166L71 165L70 166L67 165L66 167ZM86 167H88L90 169H98V167L92 163H90ZM190 167H192V168H190ZM195 167H198V169H196ZM220 167H223V168H221V170H223V169L224 170L221 171ZM99 169H101V168H99ZM65 170H69V171H65ZM188 170L190 173L188 172ZM200 170H203V171H200ZM196 171H198V172H196ZM183 172H185L187 175L183 174ZM187 172L189 173V175ZM199 173H201V174L203 173L202 174L203 176L201 174L199 175ZM206 173H208V174H206ZM230 173H231V175H230ZM228 174H229V177H228ZM204 175L206 177H204ZM182 176L184 177V179H188V178L190 179V177H192L193 180L190 179V181L192 183H190L189 180L188 181L182 180V182L180 183L179 180H177V179L181 178ZM234 176L236 177V179ZM176 177H178V178H176ZM195 177H196V179H195ZM227 177H228V179H227ZM233 177H234V179H233ZM205 178H207V179H205ZM194 179L196 181L202 179L203 182H201V184H200V182L198 181V183L200 185L199 186L195 183ZM205 180L208 183L204 182ZM228 180H229V182H227ZM187 182L191 186H189L187 184ZM135 183H139V181H136ZM181 184H184V185H181ZM192 184L196 185L195 188H193L194 185L192 186ZM144 185H147V184H144ZM148 185H149V188H151L150 189L151 191H157L156 185H154L152 183H148ZM185 185H188L187 189H189L190 191L187 190L186 188L185 189L182 188V187H185ZM201 185H202V187H201ZM204 185H205V187H204ZM200 187H201V190L199 189ZM203 187L207 188V190L203 189V191H202ZM208 188H209V190H208ZM194 190H198V191L194 192ZM175 191L173 192L174 194L176 193ZM123 193L124 192L121 191V194L118 197L120 199V201L118 199L119 202L117 200H116V202L108 200V202L111 201L110 204L111 203L116 204L118 202L119 205H117V206L120 207L119 209H120L121 213H125V209H126L125 206L128 205L126 203V198L121 196ZM212 193H214V194H212ZM212 196H213V198H212ZM205 197H204V199H205ZM214 197H215V199H214ZM222 197L223 198L225 197V198L223 199ZM121 198H122V200H121ZM123 198H125V199H123ZM216 198H218V199L216 200ZM104 200H106V199H104ZM123 201H125V203H123ZM219 202H221V203H219ZM141 203L144 204V201L141 200V202H138L137 205L135 206V208L133 210L134 215L142 213V209H145V208L148 209V206H149L148 203H147L148 206H147V204H144V206H142ZM186 204H188V206L190 205L189 211H186V210H185L186 212L178 211L179 207H185V206H187ZM182 205H184V206H182ZM122 208L124 211L122 210ZM150 208H152V207H150ZM223 209H225V210L223 211ZM158 210H159V208H158ZM234 210H235V212H234ZM242 210H244V211H242ZM153 211L155 212V209H153ZM174 211H177V212H174ZM239 211L241 212V214ZM172 212H174V213H172ZM60 213H62V216H64V218L66 220L68 219V214L64 211V208L63 209L60 208ZM234 213H236V214H234ZM195 214H197L198 216ZM193 215H195L196 217L195 216L192 217ZM188 216H190V218ZM223 216H225V217L223 218ZM171 217H173V218H171ZM167 218L170 221L173 219L176 222V224L174 225L175 229L173 228L174 230H172V227L169 228L164 224V222H165L164 220H166ZM191 219H192V221H191ZM196 219H199L198 222L197 223L193 222V221H196ZM216 219H218V220H216ZM118 220L119 221L121 220V215H117L114 218L113 222L115 223ZM218 221H220V222H218ZM205 223H207V226L205 225ZM208 223L213 224V226H211ZM185 224H188V223H185ZM224 224H225V228H224ZM115 225H117V224L115 223ZM144 225H145V227H144ZM156 225H160L159 228ZM121 227H123L124 230H126V229L129 231L132 230V227H130L128 225L121 226ZM213 228L214 229L216 228V231H214ZM223 228L226 229L227 231H229V235L231 234L230 236H228L227 238L224 239L225 241L223 240L225 246L230 245V248L232 249V246L234 248V245H236L237 247H235V248L238 250V243H239L240 249L242 248L240 251L236 252L235 248H234L233 252H232L231 250H229L230 248L225 249L227 247H225V248L223 247V242H222L221 238L218 237V235H220V231L224 230ZM169 229L172 230L173 232H171ZM229 229H231V230H229ZM237 230H238V232H236ZM167 231L168 232L170 231V233H172V234L176 233V236L169 234ZM179 233H181V234H179ZM183 234H185V235L183 236ZM239 234L241 236V239H239L240 238ZM107 235H110V236L112 235V237L115 236L116 242L121 248L126 249L129 252L130 251L134 252L136 257L138 258V264H141V263L151 264L150 260H147L148 258L146 259L143 256H141V254L139 252L140 251L139 246L130 245L126 241V238L118 236L116 231H114V230H109L107 232ZM179 235H181V237ZM180 239H181V241H180ZM216 240H217L216 243L219 244V247L222 246L221 247L222 251L225 249L224 252H222L221 250H220L221 252L220 251L218 252L219 247L217 246L218 247L217 248L215 246ZM241 240H243V241H241ZM236 241L238 243H236ZM242 242H244V243H242ZM210 243H212L213 245L209 246ZM251 243L253 245L255 244V246H253ZM177 244H179V243H177ZM184 245H186V244H184ZM242 245H245V246H242ZM246 245L248 247H246ZM252 247H254V249ZM137 249H138V251H136ZM227 250H229L230 252H228ZM234 252L236 253V255H234L235 254ZM230 253H234L233 256ZM11 254H12V252H10V255ZM228 254H230V255H228ZM220 255H222V257ZM2 256L4 259L5 252H3ZM224 258H225V260H224ZM144 259H146V261ZM219 259H220V261H219ZM228 260H229V262H228ZM218 261H219V263H217ZM7 262L9 264H11V263L12 264H29L28 262H24V263L23 262H14V261H12V256H9V258L5 261L4 264H8Z\"/></svg>",
    "mask_w": 264,
    "mask_h": 264
},
{
    "label": "crops",
    "instance_id": "3",
    "mask_svg": "<svg viewBox=\"0 0 264 264\" xmlns=\"http://www.w3.org/2000/svg\"><path fill=\"white\" fill-rule=\"evenodd\" d=\"M97 1L98 0H83V1L82 0H71V1L70 0H64V1L63 0H14V1L12 0V5H10L9 0H8L7 6H6V4H4L3 6H6V8H5L7 11L6 19L12 20V27H13L12 28V40H13L12 41V49H27V50L28 49H50L52 51H55L57 54H59L62 57L59 59L56 58L57 62L62 61L61 62L62 64H60L59 66L57 65V67H56L58 74H60V72H64L65 63H63V62L65 61L66 58H67L66 61H69L70 63L73 64L72 68H77L78 65H75V63H78V60L75 58L76 54H80V53L89 54L90 57H87V62L89 63V61L94 60L93 55H96V53H99L97 49H99L100 53L103 52V55L106 56V62H107L106 66L108 69L110 68L111 65H114V66L116 65L117 69H126L125 66H121L120 63L117 65V62L120 61L119 58L117 57V55L124 53V51H122V50H126L129 52L128 53V58H129L130 52L131 51L136 52L137 49H143V50L144 49H175L174 53H176V54H177L176 48L192 49L191 45L188 48V44H186L187 37L185 35H183L184 38H182L181 37L182 34L179 35L178 42L175 41L176 46L171 45L172 44V43L170 44L171 34L169 35V33H170V30L176 31L177 30L176 27L175 28L172 26L164 27V26H159V25L155 24L156 19H154L155 17H152L153 12L147 15V19H146V15H145V6H148L149 4L154 5V6H155V4L156 5H164V6H166V5L167 6H170V5L175 6V5L181 4L182 2H184L186 4L187 3L191 4L192 0H179L177 2H174L172 0H168V1L167 0H165V1H158V0H125V1L124 0H99L98 2ZM74 2H75V4H74ZM83 2L85 4H87V6ZM59 3H61V4H59ZM78 6L80 8H82V6H84V9L80 10V8ZM86 7L88 10L85 9ZM94 7H96V8L94 9ZM119 7H120V9H119ZM61 8H63L62 9L63 13H61ZM123 9L125 12L123 11ZM127 9L129 11H127ZM11 10H12V14H10ZM113 10H116L117 12L114 11L115 12L114 13ZM57 11H59V12H57ZM120 11H123V13L121 12V14H120L119 13ZM31 12H33V13H31ZM125 13H127V14L123 15ZM62 14H64V15H62ZM5 15H6V13L1 14L0 21L6 20L3 18ZM129 15H131V17ZM10 16H12V17H10ZM109 16H112V20L109 19V18H111ZM120 16H121V18H119ZM33 18H35L36 20ZM175 18H176V16H175ZM112 21H113V23H112ZM123 21H125V22H123ZM114 22H116V23L118 22V25ZM121 22H123V25L121 24ZM126 22L128 25L126 24ZM29 24H31V25H29ZM131 24H133L134 26H132ZM141 24L144 27H141L142 26ZM22 27H24V28L21 29ZM185 27H186V25H185ZM137 28H140V29H137ZM35 29L38 31H35ZM128 30H130V32H128ZM45 31H46V33H45ZM135 31H138L140 33L135 32ZM135 33H137V34H135ZM117 34L119 35V37H121L122 40L117 36ZM123 34H125V35H123ZM126 34H127V36H126ZM141 35H143V36H141ZM138 37H139V39H138ZM126 38H127V40H126ZM42 39H43V41H42ZM123 39H125V40H123ZM136 39H138L140 42H138V40H136ZM61 40H63V41H61ZM123 41H125V42H123ZM37 42H39L40 44L39 43L37 44ZM143 43H144V45H143ZM42 44H43V46H42ZM48 44H49V46H48ZM118 44H119V46H117ZM83 49H85V50H83ZM102 49L104 51H102ZM107 52H109L108 54H110V57H108ZM144 53H146V52H144ZM73 54H75V55H73ZM114 54H115V56H114ZM63 55L65 58L63 57ZM133 57L138 58V56H136V55L135 56L133 55ZM139 58H138V60H139ZM108 62H111V64ZM90 63L86 67L87 69H90V70H88L89 72L91 70L92 71L94 70L90 67ZM61 67H62V69H61ZM119 71H121V70H119ZM121 75H127V73L126 74L121 73ZM136 84L139 85V82H136ZM109 85H112V83ZM122 85H128V83L123 82ZM108 87L110 88V86H108ZM111 88L115 89V87H111Z\"/></svg>",
    "mask_w": 264,
    "mask_h": 264
}]
</instances>
